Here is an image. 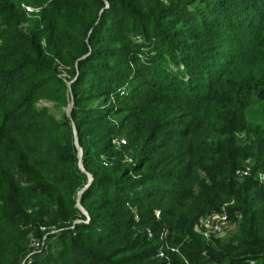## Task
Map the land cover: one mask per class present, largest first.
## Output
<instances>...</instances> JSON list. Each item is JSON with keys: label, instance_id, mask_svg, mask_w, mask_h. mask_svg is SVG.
Segmentation results:
<instances>
[{"label": "trees", "instance_id": "obj_1", "mask_svg": "<svg viewBox=\"0 0 264 264\" xmlns=\"http://www.w3.org/2000/svg\"><path fill=\"white\" fill-rule=\"evenodd\" d=\"M263 30L264 0H0V264H264Z\"/></svg>", "mask_w": 264, "mask_h": 264}, {"label": "built area", "instance_id": "obj_2", "mask_svg": "<svg viewBox=\"0 0 264 264\" xmlns=\"http://www.w3.org/2000/svg\"><path fill=\"white\" fill-rule=\"evenodd\" d=\"M21 6L25 10V12H31V11L35 10V7H33L30 4L21 3ZM120 140L124 141L123 139H120ZM248 170H249V165L247 163H244V164H242L241 167L235 169V174H236V176L241 177V176L247 174ZM257 180L259 183H261L264 186V173L258 172L257 173ZM156 215H157V211H156ZM227 221H228V218H227L226 212L224 210V207L222 206V208L219 212H213V213L206 214V215L200 217L198 222L194 225V228L197 231L204 234L205 236H208L209 235L208 232H210V231L211 232L222 231L224 226L226 225ZM40 227L43 228V226H40ZM146 233L148 236H151V230L149 228H146ZM165 233H166L165 229H163L160 232L159 238L161 239V243L156 249L155 256H158V257L165 256L164 255V248L169 249V250H176V248L174 246H171L170 244H168V242L165 238ZM28 244L32 249H35L39 246L40 243L36 237L31 236L29 238ZM210 264H213V263H210Z\"/></svg>", "mask_w": 264, "mask_h": 264}, {"label": "rangeland", "instance_id": "obj_3", "mask_svg": "<svg viewBox=\"0 0 264 264\" xmlns=\"http://www.w3.org/2000/svg\"><path fill=\"white\" fill-rule=\"evenodd\" d=\"M38 9L37 8H35V10H33L34 12H36ZM25 11V10H24ZM23 24V27H26V22H22ZM258 43L260 44V45H262V46H264V30L262 31V33H261V36H260V39L258 40ZM255 61V59H253V61L252 62H254ZM251 62V63H252ZM246 64H247V66L250 64V63H248L247 61L246 62H244V64H243V67H245L246 66ZM59 67H61L60 65H59ZM62 74L65 76V72H62ZM69 102H71V100H69L62 108H63V111H64V113H65V115H67L66 114V112H65V107L67 106V104L69 103ZM37 105H39V106H41V105H46V106H48V107H50V109H52L53 107V103L51 102V101H47V100H39L38 102H37ZM255 109H257V107L255 108ZM67 116H69V115H67ZM71 125H72V123H71ZM120 139H123L124 141H121ZM118 141V142H117ZM113 142H114V144H115V146H117V149H118V152H119V154H121L122 155V160H126V161H129V160H131V157H130V151L125 147V145H123V144H125V137L123 136V135H121L120 137H118V138H115V139H113ZM210 213H213V212H209V213H207V214H210ZM235 225H236V221H235V219H230L229 218V220H228V222H227V224L224 226V228H223V230L222 231H219V232H208V234H213V235H216V236H218V235H223L224 233H226V232H229V231H232L233 230V228L235 227ZM41 226H43V228L42 227H40V229L42 230H45V229H47L46 228V226L45 225H41ZM51 231H53L54 229H50ZM196 230V229H195ZM197 231V230H196ZM209 236V235H208ZM29 245V244H28ZM30 247V246H29ZM31 248V247H30ZM32 249V248H31Z\"/></svg>", "mask_w": 264, "mask_h": 264}, {"label": "water", "instance_id": "obj_4", "mask_svg": "<svg viewBox=\"0 0 264 264\" xmlns=\"http://www.w3.org/2000/svg\"><path fill=\"white\" fill-rule=\"evenodd\" d=\"M69 81H67V83H69ZM70 108H71V102H69L67 104V106L65 107V112H66L67 115H69ZM72 129H73V133H74V143H75V145L77 147V157H78L77 164H78L80 169H83L82 165H81V162H80V153H81V151H80L79 145L77 144L76 135H75V128L73 126V123H72ZM90 179H91V175L89 173H87V181H86L84 187L89 183ZM80 191H81V189L78 192L80 193ZM76 205L78 206L79 209H81L86 214L85 210L81 207V205L78 202V197L76 198Z\"/></svg>", "mask_w": 264, "mask_h": 264}, {"label": "crops", "instance_id": "obj_5", "mask_svg": "<svg viewBox=\"0 0 264 264\" xmlns=\"http://www.w3.org/2000/svg\"><path fill=\"white\" fill-rule=\"evenodd\" d=\"M228 222V221H227ZM227 224V223H226Z\"/></svg>", "mask_w": 264, "mask_h": 264}]
</instances>
